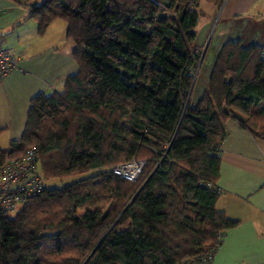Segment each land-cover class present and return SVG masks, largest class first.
<instances>
[{"label":"trees","instance_id":"obj_1","mask_svg":"<svg viewBox=\"0 0 264 264\" xmlns=\"http://www.w3.org/2000/svg\"><path fill=\"white\" fill-rule=\"evenodd\" d=\"M32 15L41 34L66 22L78 72L31 100L0 168L33 147L46 179L96 173L0 212V264H197L216 251L238 224L216 209L224 124L264 140L261 48L224 44L192 105L188 0H43ZM132 160L135 182L111 171Z\"/></svg>","mask_w":264,"mask_h":264},{"label":"crops","instance_id":"obj_2","mask_svg":"<svg viewBox=\"0 0 264 264\" xmlns=\"http://www.w3.org/2000/svg\"><path fill=\"white\" fill-rule=\"evenodd\" d=\"M42 1L0 0L1 45L17 60V68L0 82L2 149L20 140L31 100L62 92L65 79L78 72L66 22L54 20L39 33L32 7ZM195 11L194 48L201 55L189 96L192 105L205 91L224 44L264 47V0H200ZM224 129L216 209L238 224L221 238L212 264H264V140L232 119Z\"/></svg>","mask_w":264,"mask_h":264},{"label":"built area","instance_id":"obj_3","mask_svg":"<svg viewBox=\"0 0 264 264\" xmlns=\"http://www.w3.org/2000/svg\"><path fill=\"white\" fill-rule=\"evenodd\" d=\"M200 0H188L189 5L196 6ZM1 16V12H0ZM264 60V47L260 51ZM17 68V60L12 53L3 48L0 37V82ZM144 163L131 162L114 166L111 171L129 182H135L140 176ZM45 177L40 171L39 157L36 148H28L17 158H8L0 168V212L12 214L21 206L26 205L33 198L46 189ZM216 251L205 254L197 264H212ZM181 264H195L185 261Z\"/></svg>","mask_w":264,"mask_h":264},{"label":"rangeland","instance_id":"obj_4","mask_svg":"<svg viewBox=\"0 0 264 264\" xmlns=\"http://www.w3.org/2000/svg\"><path fill=\"white\" fill-rule=\"evenodd\" d=\"M196 77H197V71L194 74V79H196ZM95 173L96 172H94V171H90V172L82 174V175L72 176V177H69V178L62 179V180H51V179H46L45 178V180H46L45 185H46V188L48 190H51V189H54V188L66 186V185H68L70 183H73L75 181H78V180H81V179H84V178H87V177H90V176L94 175Z\"/></svg>","mask_w":264,"mask_h":264}]
</instances>
